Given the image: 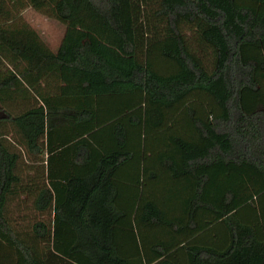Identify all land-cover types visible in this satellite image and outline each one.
<instances>
[{
    "label": "trees",
    "instance_id": "trees-1",
    "mask_svg": "<svg viewBox=\"0 0 264 264\" xmlns=\"http://www.w3.org/2000/svg\"><path fill=\"white\" fill-rule=\"evenodd\" d=\"M26 8L65 27L57 51ZM200 89L222 113L190 108L204 145L175 137L181 168L160 164L190 182L187 228L220 218L152 264H264V190L204 199L216 165L264 184V0H0V264H146L139 219L183 226L139 202L145 122Z\"/></svg>",
    "mask_w": 264,
    "mask_h": 264
},
{
    "label": "rangeland",
    "instance_id": "rangeland-1",
    "mask_svg": "<svg viewBox=\"0 0 264 264\" xmlns=\"http://www.w3.org/2000/svg\"><path fill=\"white\" fill-rule=\"evenodd\" d=\"M21 17L25 23L29 24L40 35L41 39L52 51H57L65 33V27L62 24L47 18L32 8L24 9ZM148 105L147 107H149ZM156 107L161 109L164 116V123L159 128H152L148 121L145 122L144 152L148 156L147 158L152 157L146 171L149 170L151 172L153 169L158 173L159 177L158 180H153L152 182L148 174L150 172L146 173V199L164 202V198L175 195V193H177L176 196H179V192L172 185L170 176L166 177L160 173V164H158L160 160L159 156L165 154L179 166L181 155L178 147L174 143L175 137H181L189 142L204 145V142H202L191 123L188 110L190 108L193 109L196 117L207 121L211 117L220 115L222 108L217 105L215 99L207 91L202 89L191 92L171 107L159 105H156ZM204 172L210 178L209 184L205 189L204 199L217 207H219L220 197L226 189L233 190L235 195L232 209L254 198L264 190V184L257 170L246 165L240 168L233 165H216L211 169L204 170ZM219 218L220 215L217 213L200 210L196 213L195 217L197 228L191 230L186 227L187 215L178 217L176 218L178 226H183L179 231H173L168 225L156 226L139 219V227L143 228L144 231L147 230V227L151 229L146 233V236L148 234L147 240L149 241L148 249L145 248L146 260L150 261L149 259L151 258L149 256L157 254L151 250L153 245H162L166 251L174 249Z\"/></svg>",
    "mask_w": 264,
    "mask_h": 264
},
{
    "label": "crops",
    "instance_id": "crops-1",
    "mask_svg": "<svg viewBox=\"0 0 264 264\" xmlns=\"http://www.w3.org/2000/svg\"><path fill=\"white\" fill-rule=\"evenodd\" d=\"M147 157L148 156H146L145 152L143 151L142 178H141L142 186H141V198H140L141 201H139V202L141 204H143L146 200L154 201L162 209L163 215H167L168 218H170V220H174L178 217H182V216L187 215L188 209H189V202L191 199V192H192V191L190 192V190H191L190 188L187 189V186L189 185L190 182L188 183L189 180L186 177H181L178 179L172 178L171 172L161 166V164H160L161 160L164 157H167V155H165V154L159 156V158H160V160L158 161V164H160L159 171L161 174L165 175L166 177L170 176V181H172V185L174 187H176V191L179 192V196H176L177 193H175V195L168 196V197L164 198V200H163L164 202H161L159 200H154V199H146V195H147L146 180L147 179L145 178V175L147 172H150L149 170L148 171H146V170L149 167V164H150L149 161H151V159H152V157H149V158H147ZM179 164H180L179 166H177L176 164L175 165H176V167L181 168V160H180ZM151 172L155 173V177L152 178V182H153V180H158V177H159L158 173L153 169L151 170ZM200 210H204V209H199L198 211H200ZM146 229L147 230L146 231L143 230L142 233L140 231V233L138 234L139 235L138 238H139L141 250L143 252L146 264H152V263L156 262L158 259H160V257L157 254L156 255L150 254L151 255V256H149V258H151V259H149L150 261L146 260L145 248L148 249V243H149V241L147 240L148 234L146 236V233L151 230L148 227ZM142 240H143V243H142ZM147 252H148V250H147Z\"/></svg>",
    "mask_w": 264,
    "mask_h": 264
}]
</instances>
